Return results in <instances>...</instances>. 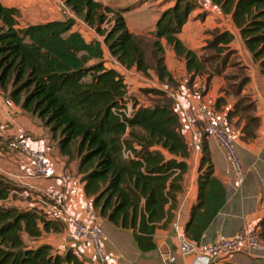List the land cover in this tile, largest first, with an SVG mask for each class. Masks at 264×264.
<instances>
[{"label":"trees","instance_id":"trees-1","mask_svg":"<svg viewBox=\"0 0 264 264\" xmlns=\"http://www.w3.org/2000/svg\"><path fill=\"white\" fill-rule=\"evenodd\" d=\"M62 1L97 32L106 14L112 13L113 24L102 34L104 45L110 60L115 58L129 70L145 76L152 73L160 83H173L165 66L162 40L177 56L185 57L189 71L195 74L205 68L177 38L196 8L188 0H177L160 15L150 44L128 31L120 13L100 3ZM209 1L230 16L246 50L264 73V0ZM19 15L17 8L0 2V88L8 90L14 102L58 136L63 154L76 155L93 211L114 227L129 230L138 251L155 249L154 234L175 218L177 196L189 169L190 147L180 131L174 100L164 89L143 88L148 99H133L132 114L122 115L126 84L118 67L103 59L86 65L77 54L84 49L80 36L61 40L56 22L20 28ZM232 39L227 31L217 32L211 46L220 52L221 45ZM86 76L89 80H84ZM232 109L228 117L239 110L246 113L243 136L253 137L258 124L251 114L253 102L243 97ZM201 140L196 200L184 226L185 235L196 242L227 197L226 187L214 175L206 135ZM124 151L132 156L125 157ZM17 190L14 182L0 175V264H83L71 249L60 254L48 243H31L45 233L60 232L64 224L50 210L13 204ZM40 199L52 204L42 195ZM256 229L264 239V218Z\"/></svg>","mask_w":264,"mask_h":264},{"label":"crops","instance_id":"crops-1","mask_svg":"<svg viewBox=\"0 0 264 264\" xmlns=\"http://www.w3.org/2000/svg\"><path fill=\"white\" fill-rule=\"evenodd\" d=\"M93 1L120 13L130 33L137 36L146 34L151 37L160 15L173 7L177 0ZM0 2L5 7L17 8L20 16L29 21L30 25L52 22L59 14L58 10L66 11L71 17L75 16L62 0H18L10 3L7 0H0ZM40 10L45 12L42 13L45 17L35 21L33 16H40ZM214 30L227 31L233 36L229 44L221 45L223 48L220 52L211 46ZM177 38L187 50L195 54V59L205 66L202 71L195 74L189 71L185 57L177 56L162 40L165 66L174 82L160 83L155 76L150 80L134 69H130V74L138 76L141 83L158 82L160 87L169 88L175 91V94L177 92V99L184 107V111L196 112L199 104L205 103L224 117L234 135L235 145L247 170L244 183L237 188L232 185L226 154L214 138L206 136L214 165V175L227 190L224 206L200 240L202 244H209L220 237H233L247 229H254L264 218V73L246 50L230 16L223 15L209 0L206 6L201 9L196 7L190 13ZM218 55H221L219 59ZM233 58L235 60H232ZM220 60L223 62L222 65ZM236 62H240L241 66L239 71L235 72L232 70L236 67ZM216 67L218 68L215 69ZM140 82L135 81V84ZM171 85H175V88ZM243 97H249L253 102L254 109L251 114L258 118L253 137L243 136L242 129L246 124V113L243 110L228 117L229 110H233L234 104ZM218 98L221 100L215 106ZM194 130L195 128L184 118V136L190 147L189 169L183 188L177 196L178 209L175 212V219H178L183 228L197 194V166L202 137L195 136ZM16 139L24 140L31 148L47 154L50 162V173L47 177L35 174L31 159L13 145ZM57 141L58 136L53 135L36 115L22 109L20 103L11 99L8 90L0 88V175L26 190L19 195L22 197H15L13 204L36 206L55 214L67 212L90 222L92 217L87 209L91 204V198L84 192L82 174L78 171V158L75 154L71 157L63 154L58 148ZM35 193L50 200L52 204L45 203L40 196L34 198L32 195ZM93 213L105 231L104 250L115 256L118 264H193L194 253L182 255L179 252L171 223L156 230L155 249L140 252L129 230L118 229L98 216L95 211ZM43 242L50 244L54 252L62 254L71 249L82 259L83 264H96L88 241L74 238L65 224L60 232L45 233L39 240L31 241ZM169 255L174 257V261H163L164 257ZM210 264H264V245L249 253L238 252L217 257Z\"/></svg>","mask_w":264,"mask_h":264},{"label":"built area","instance_id":"built-area-1","mask_svg":"<svg viewBox=\"0 0 264 264\" xmlns=\"http://www.w3.org/2000/svg\"><path fill=\"white\" fill-rule=\"evenodd\" d=\"M188 1L192 2L198 8H202L207 4V0ZM112 16L111 13L106 14L107 19L101 28L103 27L107 30L112 26ZM110 64L118 67L124 76L126 88L122 97L123 106L120 112L124 116H130L132 114V88L128 85L130 70L115 58H111ZM160 89H164L168 95L173 97L174 102H178L172 90L163 87H160ZM181 111L185 120L195 128V136L202 137L204 134L217 141L226 154L232 175V185L236 188L241 187L246 179L247 170L235 145L234 135L228 128L224 117L216 113L205 103H200L196 112H192L191 110L184 111V108H181ZM13 145L31 159L34 172L37 176L47 177L49 175L50 162L44 151L31 148L21 139H16ZM129 155L132 156V153L124 151L125 157ZM87 212L92 217L90 222L83 221L67 212L56 213V217L70 229L74 238L86 239L88 241L92 247L96 264H118L117 258L104 250L103 241L105 239V231L93 213L91 204L88 205ZM171 227L178 241L179 252L182 255L194 253L195 259L193 264H210L217 257L228 256L238 252L249 253L264 245V239L256 228L247 229L237 236L220 237L209 244H202L185 235L184 228L180 225L178 219L174 218L172 220ZM163 261L173 262L174 257L169 255L164 257Z\"/></svg>","mask_w":264,"mask_h":264},{"label":"rangeland","instance_id":"rangeland-1","mask_svg":"<svg viewBox=\"0 0 264 264\" xmlns=\"http://www.w3.org/2000/svg\"><path fill=\"white\" fill-rule=\"evenodd\" d=\"M7 1H9V3H10L13 1H18V0H7ZM199 9H201V8H199ZM42 13H45V12L43 10H40L39 11L40 16H33V19L35 21L42 20L45 17V16H42ZM58 13L59 14L56 15L54 17V19L52 18L53 19L52 22H56L55 24H56L57 33H58L59 38L61 40H63V39H66L67 37L72 36L73 34L80 36L82 38V41H83V47L82 48H84V49L78 51L77 54L79 56L83 57L86 65L98 62L99 60H102V59H105V61L107 63H111V60H110L109 55H108L109 54L108 50H107L106 46L104 45V41H103L104 37L102 34L106 30L105 28L102 27L100 29V32H97L95 30V28H92V27L86 25L84 22H82L77 17H75V16L71 17L68 14H66V11H62V10L59 11L58 10ZM17 20H18V25L21 28H26L28 26H31L30 22L26 21L23 16L19 15ZM44 24H47V23H44ZM44 24L40 23V24H36V25H44ZM207 25H206V27L209 26V25L208 26ZM212 33H217V31L214 30ZM142 37L146 38V40H148L149 44L153 41V34L151 37H148L146 34H144ZM208 41H210V40L208 39ZM145 48H146V46H145ZM146 49H147V52L149 53V51H150L149 47ZM100 50H102L101 53H100ZM148 56L149 55H147V57ZM217 57L219 59L221 57V55H218ZM148 59L150 61V58H148ZM232 60H235V59L233 58ZM236 64H237L236 67L232 71H235V72L239 71V67L241 66V64H240V62H236ZM129 75L132 76L129 79V84H128V85H130V88H132L131 103H133V99H135V98L139 99V100L148 99L147 98L148 96H145L144 94H142L143 88L150 87V88L160 89L158 82L148 83L147 81H145L144 83H141L140 78L138 76L131 75V74H129ZM153 76L154 75L151 73L150 75H147L146 78L152 80ZM89 78H90L89 76H86L84 80H89ZM135 81L140 82V84H135ZM150 82H152V81H150ZM137 85H140V86H137ZM155 86H157V87H155ZM171 86H173L175 88V85H171ZM175 95L178 98L177 92ZM170 97H172V96H170ZM172 99H173V97H172ZM174 108H175V111H176L178 119H179L180 131L182 132V134H184V117L181 114L182 113L181 108H184V107L180 104V102L178 100V102H174ZM23 192H26V190L23 187L18 186V190L15 192V195L17 197H22L19 195ZM32 196L35 198L36 196L38 197L40 195L35 193V195H32Z\"/></svg>","mask_w":264,"mask_h":264}]
</instances>
